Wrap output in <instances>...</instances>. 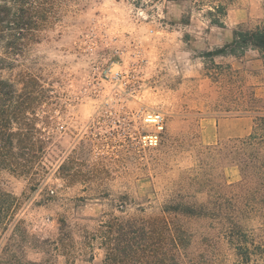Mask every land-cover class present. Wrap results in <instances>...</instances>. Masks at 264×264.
<instances>
[{
  "label": "rangeland",
  "instance_id": "374dc122",
  "mask_svg": "<svg viewBox=\"0 0 264 264\" xmlns=\"http://www.w3.org/2000/svg\"><path fill=\"white\" fill-rule=\"evenodd\" d=\"M53 2L55 17L24 52L0 49V57L10 55L0 61L3 78L21 88L28 71L45 90L32 103L37 146L45 148L38 174L2 169L0 184L25 195L21 217L30 233L57 241L67 225L61 249L35 244L28 256L102 264L105 250L92 238L102 220L167 215L191 236L189 264H264L259 256L244 261L224 235L226 219L209 217L211 201L228 211L225 200L233 199L243 229L264 221L246 200L260 163L243 186L232 148L264 113V60L255 49L214 52L236 29L264 25V0H231L224 25L211 22L208 0ZM151 113L162 115L163 129ZM153 132L158 144H145ZM174 203L204 205L206 215L165 213Z\"/></svg>",
  "mask_w": 264,
  "mask_h": 264
},
{
  "label": "trees",
  "instance_id": "16d2710c",
  "mask_svg": "<svg viewBox=\"0 0 264 264\" xmlns=\"http://www.w3.org/2000/svg\"><path fill=\"white\" fill-rule=\"evenodd\" d=\"M204 2V1H201ZM231 0H208V14L215 25H224ZM53 0H0V49H9L18 55L27 49L38 33H41L55 17ZM249 49L258 50L264 60V25L253 29H236L231 42L214 51L216 54L242 55ZM6 58L0 57L3 65ZM0 65V69L2 66ZM22 87L0 75V171L7 169L19 175H37L36 161L44 151L43 139L36 136L41 132L37 126L38 113L32 103L45 90L36 76L26 71L21 74ZM228 146V145H227ZM235 159L241 164L243 186L248 183L250 167L254 161L260 165L262 176L256 181L251 204L264 219V113L257 116L253 132L234 141ZM38 181V180H36ZM25 195L18 196L6 191L0 184V264H55L49 259H32L27 247L45 243L61 249L59 241L66 239V222L61 224L57 241L41 239L30 233L26 221L21 217ZM228 211L222 201H211V218H225L229 224L224 235L244 261L253 256L264 259V221L251 233L240 225L239 211L233 199H226ZM165 213L187 215L205 214V206L196 207L174 203L164 209ZM206 215V214H205ZM92 238L100 241L105 250L102 264H189L184 261V252L191 244V236L179 223L167 215L151 217L112 216L102 220ZM52 245V246H53ZM35 248V246H32ZM69 247L64 249V252ZM70 254V253H69ZM72 255V251H71ZM66 256V253H64ZM68 257L66 264H71Z\"/></svg>",
  "mask_w": 264,
  "mask_h": 264
},
{
  "label": "built area",
  "instance_id": "2783aa9c",
  "mask_svg": "<svg viewBox=\"0 0 264 264\" xmlns=\"http://www.w3.org/2000/svg\"><path fill=\"white\" fill-rule=\"evenodd\" d=\"M149 118L159 129H163V117L161 114L151 113L149 114ZM143 141L148 145H157L159 141V133L153 132L144 134Z\"/></svg>",
  "mask_w": 264,
  "mask_h": 264
}]
</instances>
